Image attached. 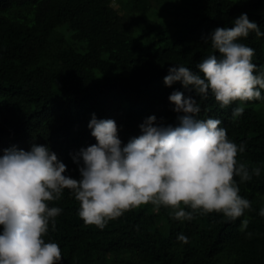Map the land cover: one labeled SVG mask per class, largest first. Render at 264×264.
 I'll return each instance as SVG.
<instances>
[{
    "label": "trees",
    "instance_id": "trees-1",
    "mask_svg": "<svg viewBox=\"0 0 264 264\" xmlns=\"http://www.w3.org/2000/svg\"><path fill=\"white\" fill-rule=\"evenodd\" d=\"M170 4L166 20H153ZM242 12L264 31V0H0V155L45 145L67 175L79 178L71 154L96 143L87 127L91 114L113 119L122 144L140 134L138 125L149 115L176 124L168 96L191 93L179 82L164 85L168 68L197 71L196 63L214 52L203 37L231 27ZM241 42L264 67V36L250 32ZM261 96L221 108L209 94L196 114L219 119L230 140L245 144L236 159L261 169L248 181L233 177L251 204L240 217L197 210L179 221L169 216L171 209L154 211L146 203L101 229L83 222L79 202L64 189L48 202L62 211L44 236L58 243L61 264H264V90ZM241 103L243 113L232 118ZM179 233L186 243L176 239Z\"/></svg>",
    "mask_w": 264,
    "mask_h": 264
},
{
    "label": "clouds",
    "instance_id": "clouds-1",
    "mask_svg": "<svg viewBox=\"0 0 264 264\" xmlns=\"http://www.w3.org/2000/svg\"><path fill=\"white\" fill-rule=\"evenodd\" d=\"M231 27H215L204 43L213 53L206 55L193 71L173 64L163 77L165 86L179 82L190 92L173 90L168 100L177 113L176 124L157 122L147 116L138 125L140 134L122 144L113 119H97L91 114L87 127L96 143L71 154L79 178L66 174V165L48 146L32 144L30 149L7 148L0 155V264H61L57 242L45 241L49 223L55 227L60 207L48 202L59 200L64 189L79 202L78 215L85 224L104 228L108 219L150 203L154 211L171 209L169 216L191 220L194 212L222 213L236 219L251 204L239 194L237 181L259 176V167H249L236 159L244 152L218 127L217 118L198 119L199 101L211 94L224 108L233 101L262 99L264 67L253 63L254 49L241 42L250 32L257 37L264 31L240 13ZM244 111L232 109V118ZM185 207L190 209L186 211ZM264 217V206L259 209ZM241 221L240 230L247 227ZM251 235V233H247ZM182 243L187 237L179 233Z\"/></svg>",
    "mask_w": 264,
    "mask_h": 264
},
{
    "label": "rangeland",
    "instance_id": "rangeland-1",
    "mask_svg": "<svg viewBox=\"0 0 264 264\" xmlns=\"http://www.w3.org/2000/svg\"><path fill=\"white\" fill-rule=\"evenodd\" d=\"M176 2H178V1H180V0H175ZM173 4H170L169 6H165V10H161V11H158L156 14H155V17L153 18V20L154 19H156L157 20V22L158 21H162L163 19H165L166 20V17H167V14H165L166 12H167V8H173V6H172ZM115 6H117L116 4H115ZM172 6V7H171ZM164 7V6H163Z\"/></svg>",
    "mask_w": 264,
    "mask_h": 264
}]
</instances>
